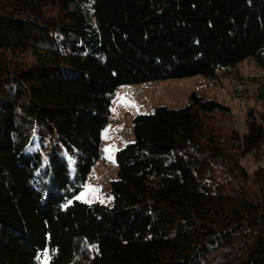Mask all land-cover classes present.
I'll return each mask as SVG.
<instances>
[{"label": "trees", "instance_id": "16d2710c", "mask_svg": "<svg viewBox=\"0 0 264 264\" xmlns=\"http://www.w3.org/2000/svg\"><path fill=\"white\" fill-rule=\"evenodd\" d=\"M264 69V0H0V264H264V118L193 92L134 117L85 202L123 84ZM264 97V78L258 79Z\"/></svg>", "mask_w": 264, "mask_h": 264}, {"label": "rangeland", "instance_id": "374dc122", "mask_svg": "<svg viewBox=\"0 0 264 264\" xmlns=\"http://www.w3.org/2000/svg\"><path fill=\"white\" fill-rule=\"evenodd\" d=\"M237 71L239 91H236L232 76L224 71H219L217 78L195 75L119 86L111 107L110 121L102 133L104 157L93 167L85 189L77 199L112 204L110 185L118 178L116 152L134 141L133 121L138 114L151 113L163 105L170 108L184 107L189 103L190 95L196 92L229 106L230 111L227 113L217 111L214 114L226 132L237 130L245 133L249 112L264 118V97L260 81H257V78H264V69L253 59L247 58L240 63ZM244 163L254 170L264 165V153L260 160L249 156Z\"/></svg>", "mask_w": 264, "mask_h": 264}]
</instances>
